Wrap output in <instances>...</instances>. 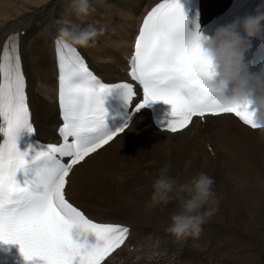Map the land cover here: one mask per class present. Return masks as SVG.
<instances>
[{"label": "snow or ice", "instance_id": "1", "mask_svg": "<svg viewBox=\"0 0 264 264\" xmlns=\"http://www.w3.org/2000/svg\"><path fill=\"white\" fill-rule=\"evenodd\" d=\"M186 23L179 0H161L144 17L129 60L128 76L142 90L134 108L133 83L103 82L76 48L57 40L58 144L35 139L18 43L8 38L0 50V244L18 245L31 264H104L125 244L130 230L95 221L69 202L67 178L75 165L123 133L135 114L153 104L166 106L157 123L172 133L186 129L194 117L222 114L259 129L246 105L224 101L206 87L208 62L199 45L204 36L188 32ZM114 90L130 112L121 127L109 131L103 97ZM21 134L28 138L23 150L18 147ZM77 230L90 232L96 243H78L73 239Z\"/></svg>", "mask_w": 264, "mask_h": 264}, {"label": "bare ground", "instance_id": "2", "mask_svg": "<svg viewBox=\"0 0 264 264\" xmlns=\"http://www.w3.org/2000/svg\"><path fill=\"white\" fill-rule=\"evenodd\" d=\"M107 1L113 3L116 9L111 8L110 5L103 6L100 0H90L91 6L95 11L92 12L83 23L85 26L87 24H94L97 28L103 27L105 31L103 35L97 38L95 46L84 48V50L93 63H97L98 61L103 62L96 66V69L100 72H108L107 76L111 77L112 74H110V71L117 69V66H123L121 55L125 54L129 49L130 37L132 31L135 30V21L140 13L141 6L145 7L149 5L152 0H147V2L146 0ZM155 1L157 0H154V2ZM69 2L70 0H0V50H2L11 32L24 31V34L18 37L21 45L20 53L23 61L24 73L28 79V92L33 110V118L38 124V134L43 138L53 137L51 127H56L57 120L50 113L46 112L47 104L35 92V89L38 88L39 90L41 87H47L50 96L54 98V61L53 57L48 55L46 47L52 53L51 49L53 48L50 46V42L54 34H57L56 27H58V25L52 26V21L62 17L59 4L65 3L69 6ZM201 2L203 10L209 20H212L215 16H222L225 14L227 6L229 5V0H202ZM69 10L68 7V11ZM112 15L117 17H111ZM65 16H67V13H65ZM70 18L76 23L80 21L71 16ZM91 20H95L96 23ZM26 35L30 37V39L24 45L23 41ZM117 76L120 77V74L118 73ZM50 108L52 112V105H50ZM40 124L44 126H40ZM202 125L206 126V132L201 133L198 131V129L202 128ZM206 136L207 139H205ZM156 139H158V141H155ZM179 140L181 141L178 142ZM149 141L150 145L152 147L156 146L158 152L163 155L164 161L162 165L155 162V157L153 153L150 152L154 151L155 148L151 150L148 146ZM184 142L191 144V148L188 152H192L193 154L189 156L190 158L207 156V162L204 160L202 161L200 158L198 160L199 163H196L190 159L180 157L177 153L183 148L180 144ZM263 142L264 129L256 131L249 130L230 116H222L207 120L204 124L197 121L189 129L171 135L157 131L151 125L147 112L143 111L135 117L133 124L125 133L99 153L88 158L86 162L74 168L69 178L68 192L73 201L84 210L88 209L89 213L92 215L91 217L95 220L99 222L120 223L131 227L129 241L122 247L124 251H117L118 253L116 252L107 264H177V262L184 264V262H187L186 258L181 260L177 258L180 249L186 253L187 257H199L198 255H201L199 249H203L204 247H201L199 245L200 243L202 245H207L211 238H213L212 242H214L216 238L219 239V235H226L227 237L229 230L225 231L226 233L219 231V233L216 232L213 233L214 235L212 234L209 236L210 234L207 233L206 227L215 226L214 229L218 227L216 224H208L209 222L222 223L220 219L225 215H229V218L225 217L228 221L226 220L227 222H225L226 225L224 226L228 227V229H234L233 234L237 230L242 233H246V230L247 232L250 231L253 233L252 230L257 231V228L263 226L264 167L261 165V162H264ZM206 144L211 146V149H208ZM212 145L217 147V151L221 154L217 155L218 161L215 160L218 162V166L219 156H223L220 159L221 171H217L219 179L214 177L208 170L209 168L214 172V170L218 168L215 167V163L211 161L212 157L208 155V150H213ZM238 146H241L243 150H236ZM118 147L120 148L117 150ZM255 147L257 148L255 149ZM115 150L117 152H114ZM253 150H263L258 153L256 158L259 167L255 164L245 167L244 164L246 163H244V161L248 157L247 154L251 157L254 153ZM161 154L158 155L160 156ZM114 156H117L116 159L118 156L119 158L122 156V161L119 160L118 163H115V166L110 168V164L115 158ZM136 158H141V162L147 159L156 167L170 164V175L177 177L181 182L189 179L198 172H205L213 177L215 181L214 185H218V188L213 187L215 193L217 191V196L220 197L219 211L202 225L203 231L199 238L190 236L189 240L188 236L186 241V237H183L181 240V238L168 232L164 234V241L161 247H157V241L154 242L150 240V238H148L149 243L145 241L141 242L140 240L136 241V239H134L137 237L136 235L143 234L144 231L148 229L166 232L170 222V216L177 210L178 206H174L173 209L169 211L161 209L162 207L176 203L177 199L174 194L172 200H170L168 204H162L157 207L150 206L149 201L152 185L158 174L156 175L153 169L151 172L147 170L142 173V164L141 162H136ZM179 158V163L177 161L174 162L175 159L178 160ZM185 160L188 162L187 165L184 164ZM130 170L138 171V174L131 173ZM106 171L112 174L107 175L105 174ZM124 173L127 177L123 176ZM118 176L122 178L121 181L125 180L124 182L126 185H120L121 181L118 182V179V181H116L115 177L117 178ZM115 184L118 186L120 185V187L117 188ZM104 186H106L107 189H104ZM219 187L221 189H219ZM102 190H106L108 195H106V198L105 196L101 198L100 204L97 207L99 208L98 210L92 209L89 202H83L80 199L83 198L86 200L87 196H92L93 198V195H97V192H102ZM80 193L82 195H80ZM122 210L126 215L121 213ZM150 210L153 211V213H150ZM157 211L160 212L156 213ZM93 212L95 215H93ZM108 212H113L116 216L104 219V215ZM236 227L238 228L236 229ZM222 236L220 237L221 239H223ZM256 237L258 236L256 235ZM237 238L238 237H234L233 239L237 240ZM244 239L246 240V238ZM219 240H216L217 243L214 246H218ZM236 240H233L231 242L232 244L230 243L231 248L237 246L238 243L235 242ZM202 241H205L203 242L205 244H203ZM251 242L253 243V240ZM191 243L194 245L191 246ZM243 244L240 246H248V244H244L245 246ZM261 244L263 246L264 242ZM218 248L220 252L222 250L224 252L225 247L220 248V246H218ZM236 248H234L235 251ZM207 252H209V249ZM260 252L264 255V248H261ZM244 253L246 252H241L240 255L242 256ZM257 253L255 252V254ZM220 254L215 253V255L218 256ZM255 254L243 256L245 258L242 261L246 264H255L258 261H262L263 264V258H258L260 256H256ZM206 260H208V258ZM235 261L237 260H234V262ZM214 262L215 261H213V263Z\"/></svg>", "mask_w": 264, "mask_h": 264}, {"label": "clouds", "instance_id": "3", "mask_svg": "<svg viewBox=\"0 0 264 264\" xmlns=\"http://www.w3.org/2000/svg\"><path fill=\"white\" fill-rule=\"evenodd\" d=\"M69 9L83 22L95 9L90 0H70ZM264 4L259 5L252 15L234 20L231 24L217 28L210 36H204L199 45L208 62L206 87L213 93H223L231 86L234 101L246 105L253 123L264 129V69L249 74V65L244 55L253 38L264 35ZM56 27L57 39L69 47L87 48L95 46L97 38L105 29L94 24L81 26L70 16L52 21ZM170 164L160 167L153 182L149 204L151 207L166 205L173 194L178 201L177 210L170 216L167 231L176 237L199 238L202 225L219 211L220 197L214 191V179L205 172H198L181 182L170 175ZM121 180V177H117ZM78 243L91 246L96 243L90 232H73Z\"/></svg>", "mask_w": 264, "mask_h": 264}, {"label": "rangeland", "instance_id": "4", "mask_svg": "<svg viewBox=\"0 0 264 264\" xmlns=\"http://www.w3.org/2000/svg\"><path fill=\"white\" fill-rule=\"evenodd\" d=\"M102 4H103V6H108L107 4H104L103 2H102ZM63 6V7H62ZM68 5H66L65 3H63V4H59V8L61 9L60 10V14L62 15V17H64L63 16V12H64V14L65 13H67V16H71L72 18H76V16L74 15V14H72L71 13V10H69L68 11ZM120 9H122V8H120ZM68 11V12H67ZM114 15H112L111 17H113ZM114 17H117V16H114ZM92 22H94V23H96L95 22V20H91ZM30 39V37H28L27 35L25 36V38H24V41H23V44L25 45L26 43H27V41ZM204 124V123H203ZM204 127V128H203ZM198 131H200L201 133L202 132H206V126H204V125H202V128H200V129H198ZM205 139H207V136L205 137ZM155 141H158V139H156ZM181 140H179L178 142H180ZM186 142V141H185ZM181 143L180 144V146H183V148L182 149H180L181 151H179L177 154H179V156L180 157H182V158H184V159H190L191 161H194V162H196V163H199L198 162V160L201 158L202 159V161L204 160V161H206L207 162V160H208V158H207V156H197L196 154V156L198 157H196V158H190L189 156H191L193 153L192 152H188V150H190V148H191V144L190 143ZM207 144H209V143H207ZM206 144V147L208 148V149H211V146H208ZM262 145H264V142L262 143ZM148 146L151 148V150L153 149V148H155V150L154 151H150V152H152L153 153V155H154V157H155V162L156 163H160L161 165H162V162L164 161V157H163V155L161 154V153H159L158 152V150H157V148H156V146H151L150 145V141H149V144H148ZM134 147H135V145H134ZM202 147V146H201ZM120 147H118L117 148V150L119 149ZM212 148H213V150H208L209 151V153H208V155L210 156V157H212V159H211V161L213 162V163H215V167H218L219 168V170H218V168L217 169H215L214 170V172L211 170V169H209L208 168V170L210 171V173L214 176V177H216L217 179H219V176H218V172L217 171H221V163H220V159L223 157V156H219V166H218V162H216V161H218V159H217V155H219L220 153L217 151L218 149H217V147H215L214 145H212ZM257 147H255V149H256ZM193 150V149H192ZM236 150H243L242 148H241V146H238V147H236ZM247 150V149H246ZM254 151V153H253V155L250 157L249 156V154H247V159H245V161H244V163H246V164H244V166L246 167V166H249V165H251V164H255L257 167H259L258 166V164H257V162H256V158H257V155H258V153L259 152H261V151H263V150H253ZM114 152H117L116 150L114 151ZM222 152V151H221ZM158 154H161L160 156L158 155ZM181 154V155H180ZM222 154H223V152H222ZM221 155V154H220ZM115 158L113 159V157H112V159H113V161L111 162V164H110V168H112L113 166H115L116 164L115 163H118L119 162V160L120 161H122V156H120V158H119V156H118V158L116 159V157L117 156H114ZM180 160V158L178 159V160H174V162L175 161H177L178 163L180 162L179 161ZM216 160V161H215ZM135 161L136 162H141V158H136L135 159ZM149 162V163H148ZM176 162V163H177ZM177 163V164H178ZM181 163H182V161H181ZM141 164H142V169H141V172L143 173V172H146L147 170H149L150 172L152 171V169H153V171H154V173L157 175L158 174V171H159V169H160V167L161 166H159V167H156L152 162H150L149 160H147V159H145L144 161H142L141 162ZM184 164L185 165H187L188 164V162H187V160H185V162H184ZM206 164V163H205ZM261 165L264 167V162H261ZM174 166L176 167V165L174 164ZM131 171V173H135V174H138V171H134V170H130ZM109 171H106V173L105 174H107V175H111L112 173H109ZM123 176L124 177H127L126 175H125V173L123 174ZM115 179H116V181H118L117 180V178L115 177ZM183 179V178H182ZM121 180H119L118 182H120ZM125 180H123V181H121L120 182V185H126V183L124 182ZM120 185L118 186V185H116L115 184V186L118 188V187H120ZM214 187H217L218 188V185L216 184V185H214ZM104 189H107V187L106 186H104ZM216 189V188H215ZM219 189H221L220 187H219ZM216 193H217V191H216ZM80 195H82L81 193H80ZM106 195H108V192L106 191V190H102V192H97V195H93V198H92V196H87V199L86 200H84L83 198H80L81 199V201H83V202H89L90 204H91V206H92V209H94V210H98L99 208H97L98 206H99V204H100V201H101V198L103 197V196H105V198H106ZM112 197V196H111ZM110 197V198H111ZM109 198V199H110ZM176 205H178V201L176 200V203L175 204H173V205H167V206H165V207H162L161 209L162 210H164V211H169V210H172L173 209V207L174 206H176ZM172 207V208H171ZM121 213L122 214H124V215H126L124 212H123V210L121 211ZM150 213H153V211H151L150 210ZM93 215H95V213L93 212ZM97 215V214H96ZM99 215V214H98ZM102 215V214H101ZM114 216H116V215H114V213L113 212H108V213H106V215H104V219L106 218V219H109V218H111V217H114ZM229 218V215H225V216H223L220 220H221V222L222 223H213V222H209L208 224H216V226H218L217 228H215L214 229V227H209V226H207L206 227V229H207V233L208 234H210L209 236H211L213 233H216V232H218L219 233V231H223V232H225V231H227V230H229L228 232V234H227V237H226V235H219V239L218 238H214L215 240H214V242H212L213 241V238H211L209 241H208V243H207V245H202L201 243L199 244L201 247L202 246H204L203 247V249L202 248H200L199 250L201 251V255H198L199 257H191V256H184V258H186L187 259V264H190V262H191V264H206L207 262L209 263V264H246L244 261H242L245 257H243V256H247V255H249V254H255V252L257 253L258 251V253L257 254H255L256 256H260V257H258V258H263V261H264V255H263V253L262 252H260V249L261 248H264V245L262 246V244L261 243H263L264 242V224H263V226H261V227H259V228H257V231H254V230H252L253 231V233L252 232H250V231H248L247 232V230L245 231L246 233H242V232H240V231H235L234 232V234H233V231H234V229H228V227H226V226H224V225H226L225 224V222H227L228 221V219H226V218ZM227 220V221H226ZM221 224V225H220ZM220 225V226H219ZM230 226V225H229ZM223 227H225V228H223ZM232 227V226H231ZM263 227V228H262ZM232 228H234V227H232ZM238 227H236V229H237ZM262 228V229H261ZM215 230V231H214ZM243 230V229H242ZM151 231V232H150ZM203 231V230H202ZM201 231V232H202ZM211 233H210V232ZM231 232V233H230ZM260 232H261V235H260ZM226 233V232H225ZM236 233V234H235ZM255 233H256V235L258 236V237H256V235H255ZM259 233V234H258ZM262 233H263V235H262ZM245 234V235H244ZM249 236H248V235ZM143 235H145L144 236V239H147V240H145V242H147V243H149V241H148V238H150V240H152V241H154V239L159 235V236H164V232H156V231H154V230H147ZM152 235V236H151ZM153 235H155V236H153ZM214 235V234H213ZM237 235H242L241 237L240 236H237ZM250 235H252V236H250ZM254 235V236H253ZM223 237V239H221L220 237ZM259 236H260V239H259ZM138 237H143V236H138ZM153 237H154V239H153ZM225 237V238H224ZM234 237H238L237 238V240L236 239H233ZM249 237H251V238H249ZM253 237V238H252ZM230 238H232L233 240H236L235 242H237L238 244H237V246H235L234 248H236V251H235V249L232 247H230L231 246V242L233 241L232 239H230ZM242 238V239H241ZM244 238H246V240L244 239ZM248 238V239H247ZM260 240H258V239ZM263 238V239H262ZM134 239H136V238H134ZM256 239V240H255ZM189 240H190V236H189ZM219 240L220 242H218V246H220V248H224L225 247V249H224V252H223V250L221 251V252H223L222 254H225V255H222V254H220L221 252L218 250L219 248H218V246H214V245H216V243H217V241ZM226 240V241H225ZM239 240H240V242H239ZM244 242H243V241ZM253 240V243L251 242V241ZM258 240V241H257ZM186 241H187V237H186ZM246 241V242H245ZM256 241V242H255ZM262 241V242H261ZM136 242V241H135ZM203 242H205V241H202V243ZM210 242H211V244H210ZM248 242V243H247ZM250 242H251V246H250ZM259 242V243H258ZM214 243V244H213ZM231 243V244H230ZM240 243V244H239ZM244 243L245 245H247L248 244V246L246 247L244 244V246L245 247H243V246H240V245H242V244ZM247 243V244H246ZM255 243V244H254ZM203 244H205V243H203ZM213 244V245H212ZM225 244V245H224ZM229 246H227V245ZM254 244V245H253ZM257 244V245H256ZM192 245H194V244H192L191 243V246ZM196 245V244H195ZM210 246V248H209V246ZM240 246V247H239ZM253 246V247H252ZM261 246V247H260ZM242 247V248H241ZM252 247V248H251ZM256 249H255V248ZM213 248V249H212ZM218 248V249H217ZM240 248V249H239ZM249 248V249H248ZM251 248V249H250ZM208 249H209V252H211V253H209V252H207L208 251ZM216 249V250H215ZM228 249V250H227ZM258 249V250H257ZM241 250V251H240ZM250 252H249V251ZM257 250V251H256ZM215 251V252H214ZM219 251V252H218ZM226 251V252H225ZM228 251V252H227ZM208 254H207V253ZM230 252V253H229ZM239 252V253H238ZM241 252L243 253V252H246V253H244V254H242V256L240 255L241 254ZM212 253H213V255H212ZM215 253L216 254H220L219 256L218 255H215ZM235 253V254H234ZM249 253V254H248ZM207 256H206V255ZM210 255H211V257H210ZM222 255V256H221ZM228 255V256H227ZM232 255V256H231ZM238 255V256H237ZM213 256H215V257H213ZM217 256V257H216ZM222 258H221V257ZM230 256V257H229ZM189 257H191V258H189ZM200 257L202 258V259H200ZM226 257V258H225ZM240 257V258H239ZM203 258H205V259H203ZM208 258V260H206ZM212 258V259H211ZM221 258V259H220ZM227 258H230V259H227ZM239 258V259H238ZM183 259V258H182ZM185 259V260H186ZM223 259V260H222ZM179 260H181V259H179ZM220 260V261H219ZM229 260H231V261H229ZM234 260H237V261H235L234 262ZM238 260H239V262H238ZM199 261V262H198ZM213 261H215L214 263H213ZM218 261V262H217ZM233 261V262H232ZM242 263H241V262ZM198 262V263H197ZM237 262V263H236ZM260 262H261V264H262V261H258V262H256L255 264H260ZM185 262H184V264H186ZM207 263V264H208ZM177 264H182L181 262H177ZM254 264V263H253ZM263 264H264V262H263Z\"/></svg>", "mask_w": 264, "mask_h": 264}, {"label": "trees", "instance_id": "5", "mask_svg": "<svg viewBox=\"0 0 264 264\" xmlns=\"http://www.w3.org/2000/svg\"><path fill=\"white\" fill-rule=\"evenodd\" d=\"M160 211H157L156 213H159Z\"/></svg>", "mask_w": 264, "mask_h": 264}]
</instances>
